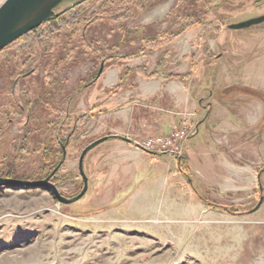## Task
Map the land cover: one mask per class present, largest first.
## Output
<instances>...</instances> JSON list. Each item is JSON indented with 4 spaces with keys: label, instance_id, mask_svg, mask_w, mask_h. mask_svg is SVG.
I'll return each mask as SVG.
<instances>
[{
    "label": "rangeland",
    "instance_id": "1",
    "mask_svg": "<svg viewBox=\"0 0 264 264\" xmlns=\"http://www.w3.org/2000/svg\"><path fill=\"white\" fill-rule=\"evenodd\" d=\"M78 4L69 22L35 28L0 50V177L43 179L64 147L49 180L67 198L80 192L78 157L107 136H93L102 119L91 120L105 79L88 86L101 65V74L131 72L126 81L140 64L147 74L188 69L204 103L202 89L212 92L218 116L236 109L220 122L232 132L190 157L194 124L183 120L175 128L184 123L190 133L180 153L143 149L134 200L121 190L129 184L123 171L115 175L123 185L109 189L101 142L84 156L87 190L72 203L44 187H0V264H264V21L228 27L264 14V0H64L49 20ZM152 135L166 134L132 141Z\"/></svg>",
    "mask_w": 264,
    "mask_h": 264
},
{
    "label": "crops",
    "instance_id": "2",
    "mask_svg": "<svg viewBox=\"0 0 264 264\" xmlns=\"http://www.w3.org/2000/svg\"><path fill=\"white\" fill-rule=\"evenodd\" d=\"M135 57L142 59L147 57V54L140 53ZM158 64L156 63V67ZM140 65V68H148V64ZM188 72V69L186 71L176 70L174 73L164 75L154 71V76H145L136 72V76L132 80L126 81L123 77H130L131 72L127 74L124 70L120 73L119 70L117 72L108 69L89 83L88 86H93L95 81L105 79L101 90L103 99L99 103L100 105H95L99 106L95 109L98 112L92 114L91 120L95 121L96 115L102 119L99 126L96 125V130L92 132L93 136H109L108 139L101 142L100 146H102L106 158L109 159L108 165H111L112 177L110 176L108 179V183H112L109 184L111 191L123 185L122 182L119 183V176L115 177L117 173L123 171L127 173L123 180L129 184L122 186L121 190L127 191L128 197L134 200L132 191L136 188L138 181L135 173L138 167L146 166L148 155L143 152V149L136 146L132 139H141L150 133L168 134L183 120L189 119L194 124V132L191 135L193 139L190 142L187 140V143L185 142V151L191 157V154L203 156L205 153L215 150L217 144L214 141H218L216 137L231 135L232 131L228 125H221L220 122L224 120L230 122L231 114L236 109L224 108L226 111L218 116V110H214L215 99L212 97V92L205 88L202 89L204 94L207 91L209 96L204 103L200 91L201 84L190 86ZM170 74H186L187 76L173 77L169 76ZM114 82H116L117 89L106 96L105 90L109 89ZM200 127H204V135L196 134ZM221 130L224 133H219ZM114 136L125 137L128 141ZM129 155H132L134 160H130Z\"/></svg>",
    "mask_w": 264,
    "mask_h": 264
},
{
    "label": "water",
    "instance_id": "3",
    "mask_svg": "<svg viewBox=\"0 0 264 264\" xmlns=\"http://www.w3.org/2000/svg\"><path fill=\"white\" fill-rule=\"evenodd\" d=\"M64 0H4L0 5V50L16 40L18 37L26 34L32 29L39 26L41 23L56 16L54 8ZM82 1V0H78ZM264 21V14L242 20L228 25L232 29H243L251 25L259 24ZM103 65L98 69L97 75L101 73ZM122 140H127L125 137L114 136ZM109 136L100 137L83 148L78 157V171L82 178L83 185L80 192L73 197L63 196L57 187L49 180V178L59 168L60 164L65 159V148L62 147V158L54 167L51 173L40 180H22L11 177H0V187H44L48 189L53 198L60 203L69 204L80 199L87 190V177L83 171V159L87 151L100 142L108 139ZM261 201V198H260ZM260 201L253 208L256 210Z\"/></svg>",
    "mask_w": 264,
    "mask_h": 264
},
{
    "label": "built area",
    "instance_id": "4",
    "mask_svg": "<svg viewBox=\"0 0 264 264\" xmlns=\"http://www.w3.org/2000/svg\"><path fill=\"white\" fill-rule=\"evenodd\" d=\"M190 128L188 125L182 123L178 128L172 129L169 134L166 135H152L146 140L137 143L142 149L149 152L156 151H172V153H180L182 149V143L188 137Z\"/></svg>",
    "mask_w": 264,
    "mask_h": 264
},
{
    "label": "trees",
    "instance_id": "5",
    "mask_svg": "<svg viewBox=\"0 0 264 264\" xmlns=\"http://www.w3.org/2000/svg\"><path fill=\"white\" fill-rule=\"evenodd\" d=\"M79 6H80V4L75 5L74 7L65 10V11H64L61 15H59L57 18H55V19H53V20H49V21H45V22L41 23L39 26L36 27V29H40L43 25H47L48 27H52V26L55 27V26H57V25L60 24V23H62V24L64 23V24H65L66 22H69L68 19H70V17L78 11ZM74 17H75V16H74ZM56 24H57V25H56ZM71 24H72V23H71ZM71 24H70V25H71ZM204 26H205V25H204ZM69 28H71V27H69ZM185 28H186V27H185ZM185 28L181 29V31H183ZM51 29H52V28H51ZM33 30H35V28L32 29V30L29 31V32H32ZM181 31H178L177 33L172 34L171 37H169V38H172V37H174L175 35L181 33ZM29 32H27L26 34H28ZM70 32H72V29H68L67 34H66L65 36H69V35H70ZM26 34H24V35H26ZM24 35H22V36H24ZM114 56H115V57H124V55H114ZM114 56H109L108 58H112V57H114ZM102 63H103V62H102ZM192 67H195V60H194V59L192 60ZM137 71H138L139 73H142V74L146 75V76H154V74H155L154 72H151V73H148V74H147V73L144 72V69H143V68L137 69ZM169 76H173V77H182V76H183V77H185V76H187V75H186V74H185V75L170 74ZM95 77H96V76H95ZM59 162H60V160H59ZM59 162H58V163H59ZM62 164H63V162L60 164L59 168L55 171L54 175H56V174L60 171ZM54 167H55V166L50 167V170H52ZM179 168L181 169V171H182L183 173H186V170L182 167V159H181V158L179 159ZM48 173H49V172H48ZM54 175H53L52 177H54ZM51 182L54 184V180L51 181Z\"/></svg>",
    "mask_w": 264,
    "mask_h": 264
},
{
    "label": "bare ground",
    "instance_id": "6",
    "mask_svg": "<svg viewBox=\"0 0 264 264\" xmlns=\"http://www.w3.org/2000/svg\"><path fill=\"white\" fill-rule=\"evenodd\" d=\"M1 1V0H0Z\"/></svg>",
    "mask_w": 264,
    "mask_h": 264
}]
</instances>
